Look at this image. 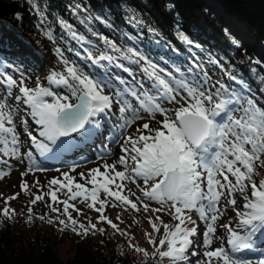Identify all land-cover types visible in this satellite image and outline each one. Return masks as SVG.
<instances>
[{
  "label": "snow or ice",
  "instance_id": "6c2138e0",
  "mask_svg": "<svg viewBox=\"0 0 264 264\" xmlns=\"http://www.w3.org/2000/svg\"><path fill=\"white\" fill-rule=\"evenodd\" d=\"M172 7L168 5L169 9ZM69 8L86 32L104 45L98 55L92 50L94 41L61 17L58 24L62 32L85 53L67 49L79 61L70 59L64 49L57 47L62 69L50 71L46 83L37 78L33 87L27 85L28 77L22 72L14 76L17 70L9 71L11 65L0 61V85L5 90V96L0 98V180L10 175L13 159L26 164L19 187L25 194H30L32 187L39 193L32 194L26 223L33 222L32 206L47 196L46 206L55 216L46 219L47 214H41L39 220L55 224L61 232L70 230L81 238L105 234L106 228L97 227L104 222L113 235L129 238V248L142 254L140 264L149 261L163 264L165 258L169 264H191L192 257L196 258L195 264H264V247L258 246V242L264 244V178L256 179L264 170V100L231 72L227 73L228 79L240 87L220 80L212 82L199 63L181 71L173 61V70H169L166 62L161 66L136 47L120 46L95 30L93 21L108 27L111 24L101 15L93 16L89 6L75 4ZM37 11L44 23L45 13ZM129 22L140 23L134 18H129ZM44 34L50 40L55 39L51 28ZM176 35L182 43L194 44L179 27ZM128 39L135 38L128 36ZM93 66L100 70H93ZM133 66L142 79H136ZM115 68L128 73L131 80L116 75L112 71ZM14 89L18 90L15 101L26 106L36 126L34 134L27 127L28 121H21L23 132L33 146L27 152L21 151L15 110L6 102ZM157 115L161 119L157 120ZM141 120L145 122L138 124ZM152 121L157 125L154 128L150 127ZM134 125L135 131L128 132ZM105 127L111 132L110 142L119 143L123 139L119 143L121 155L109 164L106 158L111 155V149L104 148L97 155L104 162L89 169L87 175L79 173L83 183L71 174L79 166L75 164L67 171L56 169L60 176L47 181V192L43 191L45 186L38 177L31 185L24 179L29 174L48 170L37 162L34 153L45 160H62L82 144L104 135ZM129 184H134L141 195L132 191ZM19 195L4 198L0 224L15 215L9 201ZM237 197L243 201L240 208L236 207ZM152 202L159 206L152 207ZM77 203L86 204L99 214L96 223L90 217L85 218L87 223L78 219L83 211L77 208ZM108 206L154 214V219L146 217L152 232L144 233L153 246L151 252L131 244L130 232L106 214ZM229 207L235 213V223L218 225ZM72 211L77 217H73ZM161 213L170 216L173 223H165ZM191 213L205 222L202 233ZM116 220L122 223L119 213ZM218 227L227 232V247L221 243L211 248ZM161 228L163 234L157 243L155 234ZM198 239L202 241L199 245ZM198 246L204 251L198 252ZM247 252L258 254V258H248Z\"/></svg>",
  "mask_w": 264,
  "mask_h": 264
},
{
  "label": "trees",
  "instance_id": "16d2710c",
  "mask_svg": "<svg viewBox=\"0 0 264 264\" xmlns=\"http://www.w3.org/2000/svg\"><path fill=\"white\" fill-rule=\"evenodd\" d=\"M37 1L49 15L46 26L54 33L52 42L64 49L66 55L71 53L67 51L69 47L80 48L77 42L71 41L62 32L58 24L61 17L78 31L85 32L95 46L103 48L102 42L86 32L69 8V5H86L93 16L97 12L111 24V27H105L99 21H93L95 30L115 41H130L128 36H132L148 52L172 56L174 48L183 51L186 44L176 35L179 27L194 42L192 48L198 49L195 45H200L199 55L215 76L214 82L220 80L240 87L239 83L228 79L227 73L231 72L238 80L243 79L260 100H264V93L261 92L264 89V0ZM169 4L174 7L169 9ZM129 18L140 23H130ZM40 25L38 12L29 0H0V53L41 78L46 71L41 55L49 59L50 64L57 63L53 54L54 45ZM37 47L40 48V55ZM213 60L220 63L214 64ZM260 176L264 178V170L260 171ZM46 202L47 199L38 202L39 207L33 209L34 219L30 224L26 223L27 210H18L12 219H4L0 224V264H140L142 254L129 248V238L113 235L112 229L104 222L98 223L97 227L106 228L105 234L81 238L70 230L61 232L55 224L39 220L37 217L41 214H47L46 219L55 216L45 205ZM3 207L0 202V209ZM59 207L62 209V205ZM87 212L83 210L84 214ZM145 216L137 214L136 219L132 217L134 230L122 229L130 232L131 244L151 252L153 246L149 245L144 235L151 228ZM149 216L155 218L154 214ZM161 218L165 223H173L170 216L161 215ZM139 236L145 237L149 246L140 245Z\"/></svg>",
  "mask_w": 264,
  "mask_h": 264
},
{
  "label": "rangeland",
  "instance_id": "374dc122",
  "mask_svg": "<svg viewBox=\"0 0 264 264\" xmlns=\"http://www.w3.org/2000/svg\"><path fill=\"white\" fill-rule=\"evenodd\" d=\"M31 4H33V6L35 5L36 11L38 9L40 12H44L45 13L44 23H41V21H40V24H41L40 27L45 32L48 29V26H46V24L48 23L49 15L44 10V7L37 0H32ZM95 15H99V14L97 12H95ZM103 25L105 26V24H103ZM105 27H107V26H105ZM88 38H89V36H88ZM27 40H28V38H27ZM50 42L53 45L52 40H50ZM125 46H132V45H125ZM86 47H88V46L86 45ZM56 48L57 47L53 48V54H54L55 59H56L55 61L57 62L59 67H56L55 65L50 64L51 62L49 61V59L44 58L43 60H44V67H45V70H46V72H45V76L46 77L50 73V71H52L53 69H56V70H61L62 69V65L59 63L58 57L56 55V51H55ZM38 50H39V47H38ZM92 50H93L94 54L98 55L99 50L96 47H93ZM138 50H140V49H138ZM142 52L145 53L144 51H142ZM190 53L195 54V57H198L196 53H193V51H191ZM145 54H147V53H145ZM73 55H74V52H73ZM113 55H117V53H114ZM66 56H68L70 59H75V58H73V57H71L69 55H66ZM149 57L152 58L154 61L159 62L155 57H151V56H149ZM0 61H3L7 65H11V68H9V71H12V69H16L17 70L15 72H13L14 76H18L19 73L22 72L26 77H28V79L26 80V83H27V85L29 87L35 86L37 78L40 79V77L38 75H35V73L32 72L31 70L25 69L19 63H16L14 61H9V60H7L8 62L4 61V60L1 59V56H0ZM47 61H48V64H45V63H47ZM78 61H79V58H78ZM87 63L91 64V61H89ZM105 63H107V62H105ZM161 63H163V62H161ZM85 70L86 71L89 70L87 65H85ZM93 70H95L94 66H93ZM41 82H43V81L41 80ZM17 94H18V90L14 89L12 91L11 97L6 102L10 106H12L14 108V110H15L14 119H15V122L17 124V131L20 133V140L22 142L21 143V151L22 152H27L33 146L31 145L30 139L23 132V127L21 126V121L22 120H27L28 121L27 127L30 130H33L34 134H35L36 126L34 125L33 121L31 120V117L28 115L26 106H24L22 103L18 104L15 101L14 97ZM4 96H5V90H4L3 86L0 85V98H2ZM168 106H170V105H168ZM156 119L159 120V119H161V117L159 115H157ZM144 122H145L144 120H141V121L138 122V124H142ZM156 126L157 125H156L155 121H152L150 123V127L154 128ZM135 127H136V125H134L131 128H129L128 132H130V133L134 132L135 131ZM119 143H123V139H121V141ZM119 143L114 147V150L112 149L111 155L106 158L107 162L109 164H111L114 160H116L121 155ZM34 155H35V157L37 159V162L40 163L39 160H38V157H37V153H34ZM103 162H104L103 160H94L92 162H87V164L77 167L75 172H73L71 174L76 176L78 182L83 183V181L80 180V178H79V173L80 172H84L87 175L89 169H91L93 167H97V166L101 165ZM11 163L13 165V169H12L10 175L5 177V178H3L2 180H0V194H2V195H0V202L4 204V198L12 196V195H14L16 193H20L18 198L9 201V206H10L11 209H14L15 212H17L18 210L25 211V210H27V206L29 204V201L32 198H34L32 194H39L38 193V189L35 188V187H32L31 190H30V194H25L24 192H22L20 187H19V185L21 183V172L25 171L26 164H21L18 161H16L15 159H13L11 161ZM69 167L70 166L68 164L63 163V164H61V165H59V166H57V167H55V168H53L51 170L48 169L45 172H36L35 174H29L26 177H24V179L27 180L29 185H31L33 183V181L38 177L39 181H40V184L45 186L43 188V191L47 192L48 191V188L46 186L47 185V181L50 180L53 177H59L60 176V173L57 172L56 169H60L61 171H67L69 169ZM119 167L120 166H118V169H119ZM101 171H103V168H101ZM140 183L142 184V181ZM89 187H90V185H89ZM129 187L131 188L132 191H135L137 195H141L134 184H129ZM45 198L48 199L47 196H45ZM63 198H65V197L61 196V199H63ZM46 203H45V205H46ZM242 204H243V201H242V203H238L236 205V207L240 208V207H242ZM4 206H5V204H4ZM151 206L152 207H158L159 205H157L155 202H152ZM32 207H33V209L36 210L39 207V203L37 202V204L32 206ZM77 208L82 209V211L85 210V209L88 210V212L86 214L83 213V215L78 217V219L81 222L86 221L85 218L90 217L91 221L93 223H96L97 217L99 215L98 213H96L94 210L88 209L86 204H83V203H77ZM117 213L120 214L122 223L120 221L116 220ZM72 214L75 217H77V213L75 211H72ZM106 214L114 222L118 223L120 228H129V229L133 228V230L135 229V226L132 224L133 223L132 217L136 219L137 218V212L135 213V211H132V210L124 211L122 208H119V207L113 208V207L108 206V207H106ZM140 214H142V215L147 214L149 216V215H152L153 213H151V212L144 213L143 211H141ZM191 214H192V218L194 220H197V225H198L199 231L202 233L206 229V224L203 223L202 221H199L197 219V215L196 214H194V213H191ZM159 215H162V216H165V217L168 216V215L162 214V213L159 214ZM229 221H231L233 224L235 223V213L232 211L231 207H229L226 210V213L223 216L220 217V219L218 220L217 223H218V225H222V224L228 223ZM85 223H87V222H85ZM146 227H148V226H146ZM148 230H149V232H152L151 228H149ZM162 234H163V229H162V231H160V234L159 233L155 234V235L158 236L157 243H158L159 237ZM215 237L216 238H214V241H213V244L211 245V248L219 247L221 245V243H224L225 247H227V244H226L227 232H226V230H224L223 228L218 227L217 233L215 234ZM137 240L140 243V245H144L146 247L149 246L148 243L145 240V237L143 238L142 236H139V237H137ZM198 241H201V239H198ZM197 251L198 252H203L204 249L202 247H197ZM255 258H258V256H255L252 259H255ZM195 259L196 258L193 257V260H191V264H195ZM165 261H166V259H164V262ZM168 262L169 261L167 260L166 264Z\"/></svg>",
  "mask_w": 264,
  "mask_h": 264
},
{
  "label": "bare ground",
  "instance_id": "6f19581e",
  "mask_svg": "<svg viewBox=\"0 0 264 264\" xmlns=\"http://www.w3.org/2000/svg\"><path fill=\"white\" fill-rule=\"evenodd\" d=\"M105 130H108L106 127H105ZM109 131V130H108Z\"/></svg>",
  "mask_w": 264,
  "mask_h": 264
}]
</instances>
